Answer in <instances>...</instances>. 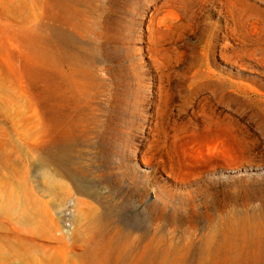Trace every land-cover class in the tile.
<instances>
[{"label": "rangeland", "instance_id": "rangeland-1", "mask_svg": "<svg viewBox=\"0 0 264 264\" xmlns=\"http://www.w3.org/2000/svg\"><path fill=\"white\" fill-rule=\"evenodd\" d=\"M67 1L0 0L16 264L74 258L93 214L132 264H264V0Z\"/></svg>", "mask_w": 264, "mask_h": 264}, {"label": "bare ground", "instance_id": "bare-ground-1", "mask_svg": "<svg viewBox=\"0 0 264 264\" xmlns=\"http://www.w3.org/2000/svg\"><path fill=\"white\" fill-rule=\"evenodd\" d=\"M59 1H61V0H54V2L56 4L59 3ZM62 1L65 2L64 8L69 9L70 4L68 3V1L67 0H62ZM9 11H11V10H9ZM1 14H2V12H1ZM53 36H55L57 39H60V38L64 39L65 38L64 34L61 32V30L57 26H54V28H53ZM77 77H78L77 72H75L74 75L73 74L71 76L68 75V77L66 79H62V78L61 79H62V81H65L67 83L65 86L69 90H71V89H73V87H76V85H77L76 82L77 81L79 82ZM60 87L61 86L59 84H53L54 92H57ZM2 128H4V127H2ZM11 183H12V181H11ZM14 186H15V184H14ZM9 190L5 185L0 184V264H16L17 262H19L20 259L23 261H25L27 259L29 261L31 259V255L29 254L28 250L21 249V247L19 246L20 243H28V239H30L26 235L20 234L21 232L19 231V218L22 219V222H27L30 220V216L28 214L13 215L14 213H16L17 210L16 211L14 210L15 206L11 202L13 192L11 193ZM13 199H15V198H13ZM102 222H100V223H102ZM102 225H103V223H102ZM101 226L99 225L98 216L97 215L95 216L93 214L89 218L88 228H89L90 235L83 236L81 233L79 234V232H77L75 234L74 238H75V240H77L81 243L82 250L80 253L76 254L74 256V258L69 259L68 256H66L69 249L67 250V245H65V243H64V241H62V239H59L58 240L59 243L55 246V247H58L59 250H56L53 253L48 254V255L37 253L36 254V261L37 262L39 261L38 264H41L42 262H45V261H47L48 264H132V262L130 260V253L128 252V249L126 248V247L129 248V245L131 243L128 244L129 242H127V239L125 240L124 237L122 238L121 236H116L115 234L105 235L103 233L104 231L100 230ZM225 227L228 228L227 230H230L229 227H233V225L231 224V225H227ZM243 228H244V226H243ZM242 230H244V229H242ZM87 234H88V232H87ZM214 236H215V233H214ZM260 236H262V235H260ZM224 237H225V239H227L228 235L226 234ZM210 238H212V237H210ZM210 238H206L204 241L207 242ZM150 241H152V240H150ZM154 242H155V239H154ZM160 242H161V240H160ZM213 242L214 241H212V243ZM155 244H156V242H155ZM199 245H200V243H199ZM151 246H152V243H149V246L146 245L147 248L151 247ZM208 246H210V245H207V247ZM154 248H156V246ZM160 249H162V248H160ZM164 249H163V251H164ZM200 249H202V248H200ZM148 251H149V249H148ZM156 251H158V249H156ZM171 251H172V249H171ZM167 253H164V254H167ZM146 254H147V252H146ZM174 257H176V256L174 255ZM179 260H180V258H179ZM28 261H26V262H28ZM141 262L143 264H167V263L173 264V263L178 262V261H176L175 259L173 260L171 258L169 259V258H167V256H165V257H161L159 259H156L153 257L148 258V259L142 258Z\"/></svg>", "mask_w": 264, "mask_h": 264}]
</instances>
